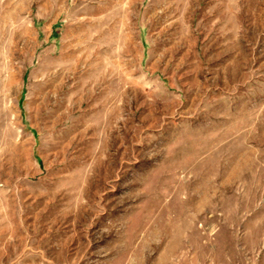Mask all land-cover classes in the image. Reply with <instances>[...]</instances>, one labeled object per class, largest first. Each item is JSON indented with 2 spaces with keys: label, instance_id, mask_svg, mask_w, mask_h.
<instances>
[{
  "label": "rangeland",
  "instance_id": "1",
  "mask_svg": "<svg viewBox=\"0 0 264 264\" xmlns=\"http://www.w3.org/2000/svg\"><path fill=\"white\" fill-rule=\"evenodd\" d=\"M0 264H264V0H0Z\"/></svg>",
  "mask_w": 264,
  "mask_h": 264
}]
</instances>
